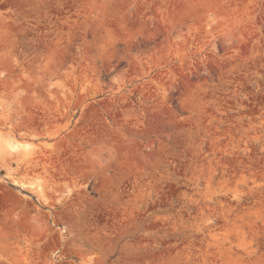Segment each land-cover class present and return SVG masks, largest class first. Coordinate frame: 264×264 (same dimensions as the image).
Wrapping results in <instances>:
<instances>
[{"label": "rangeland", "instance_id": "obj_1", "mask_svg": "<svg viewBox=\"0 0 264 264\" xmlns=\"http://www.w3.org/2000/svg\"><path fill=\"white\" fill-rule=\"evenodd\" d=\"M0 264H264V0H0Z\"/></svg>", "mask_w": 264, "mask_h": 264}]
</instances>
